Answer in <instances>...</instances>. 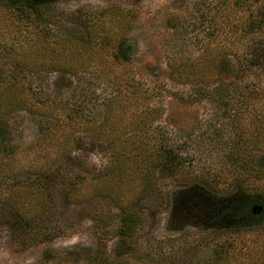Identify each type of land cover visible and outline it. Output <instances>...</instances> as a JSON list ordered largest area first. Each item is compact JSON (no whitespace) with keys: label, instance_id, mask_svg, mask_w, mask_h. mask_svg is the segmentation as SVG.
<instances>
[{"label":"rangeland","instance_id":"obj_1","mask_svg":"<svg viewBox=\"0 0 264 264\" xmlns=\"http://www.w3.org/2000/svg\"><path fill=\"white\" fill-rule=\"evenodd\" d=\"M3 2L0 121L11 154H0V264H93L100 252L119 264H213L212 245L231 222L215 196L232 189L231 129L209 102L178 100L194 91L171 81L167 65L198 55L216 0H46L34 22L15 18ZM81 23L91 26L92 41ZM123 35L129 64L112 55ZM149 89L153 95L144 97ZM158 132L178 143L181 167L145 171L143 180L130 166L135 146L124 140ZM113 153L129 156L116 191L141 219L126 244L116 236L120 208L96 192V173L110 170ZM216 177L222 182L204 189ZM110 183L101 184L115 189ZM252 186L263 190L264 181ZM18 213L31 231L12 226ZM246 226L229 236L252 248L264 230ZM34 230L37 242L29 238ZM236 260L248 264L244 256Z\"/></svg>","mask_w":264,"mask_h":264},{"label":"trees","instance_id":"obj_2","mask_svg":"<svg viewBox=\"0 0 264 264\" xmlns=\"http://www.w3.org/2000/svg\"><path fill=\"white\" fill-rule=\"evenodd\" d=\"M45 2L46 0H4L3 3L15 18L34 22L43 18L42 14L47 9ZM205 24V39L198 55L186 62L173 61L167 67L171 81L189 83L193 88L194 94L191 93L188 97L179 95L178 100L184 103L193 100L209 102L227 120L226 124L231 129L226 160L233 171L230 184H225L231 185L232 189L225 194L214 192L222 200L220 215L231 222L220 228L226 233V237L212 245L213 264H236V258L243 256L248 264H264V245L258 243V240H264V231L256 234L251 241L252 248L243 247V238L240 240L229 236L248 229L246 224L261 226L260 230H264V189L252 188L253 182L264 181V0H216ZM81 25L85 28L87 39L92 41L94 31L91 26L88 23ZM172 25L176 28L178 23ZM98 35L103 41L110 39L106 33ZM129 49L128 39L121 36L112 51L113 58L129 64ZM151 95L153 92L149 89L144 97L150 98ZM77 118L82 116L74 114L73 120ZM124 144L135 146L133 151L137 155L131 154L130 166L140 176L154 168L174 174L181 167L178 143L173 144L163 132H158L154 137L147 134L135 139L128 137ZM1 153L10 155L11 147L6 126L0 121ZM112 158L113 165L109 167V171L96 173L95 180L100 184L96 192L98 195L111 197L120 208L116 236L126 244L141 224V219L132 210L134 202H129V207L122 205L116 191L123 184L121 177L129 156H116L113 153ZM145 177L146 175L142 179ZM108 178L115 189L111 185L101 184ZM77 179V182L82 183L85 177L80 175ZM205 182L204 189L213 190V185L222 181L216 177L206 179ZM149 187V183H144L143 190H149ZM75 190L74 183L73 193ZM18 216V220L11 222L12 226L32 230L26 215L18 213ZM31 235L29 238L33 242L42 238L35 230ZM104 244L99 239V247ZM90 258L93 264L120 262L103 252L95 253Z\"/></svg>","mask_w":264,"mask_h":264}]
</instances>
